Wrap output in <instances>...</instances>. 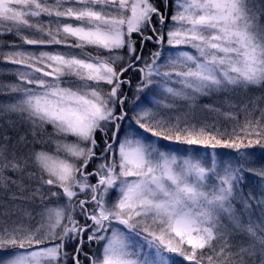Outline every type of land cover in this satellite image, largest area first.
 Listing matches in <instances>:
<instances>
[{
	"label": "snow or ice",
	"instance_id": "obj_1",
	"mask_svg": "<svg viewBox=\"0 0 264 264\" xmlns=\"http://www.w3.org/2000/svg\"><path fill=\"white\" fill-rule=\"evenodd\" d=\"M168 6L0 0V34L22 42L0 53L16 78L0 83L9 97L0 110L19 114L33 137L3 138L0 189L41 208L37 227L0 228V264H174L170 253L188 264H264V188L242 190L246 171L264 182V167L246 168L250 153L216 151L264 149V111L252 120L245 109L243 123L222 113L237 121L231 131L193 122L199 97L264 86V28L249 0H172L174 53L161 63V51H142L163 47ZM130 70L140 74L131 107ZM146 90L161 98L143 105Z\"/></svg>",
	"mask_w": 264,
	"mask_h": 264
},
{
	"label": "rangeland",
	"instance_id": "obj_2",
	"mask_svg": "<svg viewBox=\"0 0 264 264\" xmlns=\"http://www.w3.org/2000/svg\"><path fill=\"white\" fill-rule=\"evenodd\" d=\"M154 2L161 8L162 11H164V0H154ZM249 7L255 14L257 18V25L260 28H264V0H249ZM174 11L172 7V0H169V6L167 9V16L168 18L165 21V28H164V33H165V39L163 42V47L167 51L164 54V60L171 54L174 53V49H172L168 44H167V36L166 33L168 31V27L171 26L172 21L170 19L171 13ZM153 24L154 26L159 29L160 24L157 22L156 18H153ZM149 34V32L147 33ZM135 35V34H134ZM151 35V33L149 34ZM134 38H138L136 36H133ZM154 44V43H153ZM151 46V45H150ZM149 46V50L153 53L156 51H162V48L160 46L154 44L152 47ZM26 50V49H25ZM185 50H190V49H185ZM194 52V50H191ZM150 55H146L145 57H150ZM163 57V54H162ZM161 58V63L164 62ZM134 84L131 86L130 92L127 93L129 97V107H131V101L134 98V92H135V86L137 84V81L140 79V74H134ZM127 85L124 86L126 88ZM248 88V87H247ZM259 86H249L250 93H258L259 91ZM245 88L243 87H237L234 89H229L227 91H221V92H216L213 93L209 96H201L197 100V108H196V116L195 120L193 121L197 127L203 125L209 127L211 129V126L213 124H217L218 126L221 127V130L223 131L224 127H227L229 131H231V128L236 125L237 121H225L222 113H233L237 116V119L240 123H243V121L246 118V112L245 109L247 110L248 113L251 114H258L261 113L258 110V108L247 104V102H244V104L240 101H236V98L241 95V92H244ZM218 95L216 100L211 101L210 98L213 96ZM220 96V97H219ZM161 96L159 93H154L152 91L146 90L145 93L141 94V99L143 102V105L150 106L151 102H153L155 99H160ZM210 101V102H209ZM223 101V104L220 105V103ZM204 105H212L215 108L219 109V112H208L206 110H203ZM221 106V107H220ZM254 108V109H253ZM11 115V113H8ZM174 115L175 113H170ZM131 115V113H130ZM242 115V116H241ZM247 118H249V116ZM241 116V117H239ZM252 119V120H256ZM263 123V122H262ZM17 131V130H16ZM48 131H51V128L48 129ZM19 137H25L27 140L31 141L33 139L32 137V131L30 125L22 119L21 125L18 127ZM98 136H101L98 134ZM252 139H255V137H252ZM20 140V139H19ZM165 143H172V142H165ZM245 143H247V140H245ZM264 143V141H262ZM175 146V145H174ZM41 146L37 147L39 149ZM201 152L206 151L202 147L199 148ZM207 151H211V149H208ZM216 151L218 153H222L226 156H231V157H236L239 153H250L251 155L248 158V163L246 164L247 168H255V167H264V149L260 147V145H253L250 148L247 149H226V148H217ZM98 163V161H97ZM93 166H90L89 171L92 170ZM244 183L242 184V190L243 193L246 195L248 193H253L254 195L258 194L261 188H264V182L261 181V178L257 175H251L247 173V171L244 173ZM95 182V181H93ZM15 213H10L9 209L7 206L2 205L0 206V228L3 227H13L17 224H24L26 226H32V227H37L38 222L40 221V217L37 214L41 210L40 208V201L39 199L35 201H30L29 205H26L25 207L23 206H16L14 207ZM31 211L35 219L29 220L27 216L24 215V211ZM258 211V210H257ZM224 223L227 224V220H224ZM155 227V226H154ZM146 235V234H144ZM144 235H141L139 237H135L136 240L140 242H144ZM238 239V238H237ZM233 243H235V240H233ZM217 249L219 250V243H217ZM69 252H72L73 247L70 245L67 249ZM92 249L89 247L87 252H90ZM208 250L205 252L207 253ZM173 261L174 264H188V262L183 261V258L178 256L176 253H170L169 254ZM84 259V258H83ZM82 259V260H83ZM69 264L71 263V260H69ZM85 264L87 262L85 261Z\"/></svg>",
	"mask_w": 264,
	"mask_h": 264
},
{
	"label": "trees",
	"instance_id": "obj_3",
	"mask_svg": "<svg viewBox=\"0 0 264 264\" xmlns=\"http://www.w3.org/2000/svg\"><path fill=\"white\" fill-rule=\"evenodd\" d=\"M0 33H3L2 28H0ZM150 33L151 32L149 31V34ZM26 34L31 35L30 33H26ZM134 36H136V35H134ZM134 39L137 40V51L139 54L140 53V42H139L138 38H134ZM21 43H22L21 40L14 34H0V53H7L10 51H14L16 49H14L13 47H10V46L11 45H19ZM153 45L154 44L152 42H146L143 45V51H142L143 56L152 54V52L148 48H149V46L152 47ZM39 48H40V46L24 45V49L29 50V51L38 50ZM161 52L163 54L162 60H164L163 59L164 54L167 51L165 50V48H162ZM14 67L15 66H13L7 62H4L3 57L0 56V83L7 84V83H11V82L15 81V79H16L15 76L10 74ZM134 74H139V73L130 70L128 73L125 74V78L131 80V85L130 86L127 85L126 88H124V92H126V93L130 92L131 86H133V84H134V76H135ZM259 87L260 88H259L258 93H250L249 87L245 88L243 90L244 92H241L242 94L241 95L239 94V96L236 98V101H240L243 104H244V102H247V104L249 103V105H252V106L258 108L257 111H259V112L264 111V86H259ZM217 96L218 95L211 97L210 100L211 101L216 100V98H218ZM8 101H9V97L7 95L3 94L2 92H0V104L7 103ZM221 104H223V101L220 103V105ZM8 113L9 112H4V111L0 110V143H2L3 138L5 136H7L10 138L11 142L13 144H15L20 139V137H19L20 135L17 131H18L19 125H21L23 118L17 113H11V115ZM241 116H239V117H241ZM260 117H261V113L251 114L248 119H255V118L259 119ZM262 122L264 123V120H262ZM98 143H100L102 145V143H103L102 136H98ZM39 146H41V145H39V144L35 145L36 148ZM260 167L261 166L255 167V168H260ZM247 173H249L251 175H255L253 172H247ZM33 186H35V185H33ZM13 194H17V195L19 194L15 188H12L11 190L0 189V206L5 205L9 209L10 213H15L14 207H16V206L25 207L26 205H29L30 201L13 199L12 198ZM25 194H27V193H25ZM88 248H89V246L87 244V241H85L84 251L87 252ZM217 251H219V250L217 249ZM80 258L82 260L83 256H81Z\"/></svg>",
	"mask_w": 264,
	"mask_h": 264
}]
</instances>
